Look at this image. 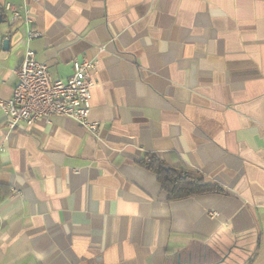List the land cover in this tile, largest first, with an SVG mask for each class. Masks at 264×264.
Returning <instances> with one entry per match:
<instances>
[{"label":"crops","instance_id":"obj_1","mask_svg":"<svg viewBox=\"0 0 264 264\" xmlns=\"http://www.w3.org/2000/svg\"><path fill=\"white\" fill-rule=\"evenodd\" d=\"M28 49L95 62L99 128L0 108V264H264V0H0V101ZM146 155L223 192L170 199Z\"/></svg>","mask_w":264,"mask_h":264},{"label":"built area","instance_id":"obj_2","mask_svg":"<svg viewBox=\"0 0 264 264\" xmlns=\"http://www.w3.org/2000/svg\"><path fill=\"white\" fill-rule=\"evenodd\" d=\"M5 9L10 10L14 18L20 17L13 6L6 4ZM94 68L93 60L82 58L73 61L69 77L54 78L46 65L37 61L34 52L26 50L16 70L18 82L12 94L7 100L0 101V108L6 115V127L10 130L28 128L39 119L48 120L60 115L95 133L99 123L89 119Z\"/></svg>","mask_w":264,"mask_h":264},{"label":"trees","instance_id":"obj_3","mask_svg":"<svg viewBox=\"0 0 264 264\" xmlns=\"http://www.w3.org/2000/svg\"><path fill=\"white\" fill-rule=\"evenodd\" d=\"M140 164L156 173L159 183L170 199L184 198L204 193H220L223 189L211 183L203 175L193 172H177L166 167L157 155H146Z\"/></svg>","mask_w":264,"mask_h":264},{"label":"water","instance_id":"obj_4","mask_svg":"<svg viewBox=\"0 0 264 264\" xmlns=\"http://www.w3.org/2000/svg\"><path fill=\"white\" fill-rule=\"evenodd\" d=\"M4 45H6V46H7V41H4Z\"/></svg>","mask_w":264,"mask_h":264}]
</instances>
